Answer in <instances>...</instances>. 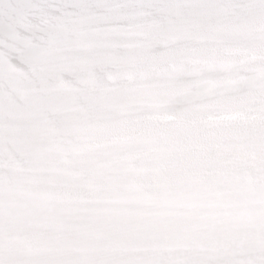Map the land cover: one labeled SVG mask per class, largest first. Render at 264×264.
<instances>
[{
  "label": "snow or ice",
  "instance_id": "snow-or-ice-1",
  "mask_svg": "<svg viewBox=\"0 0 264 264\" xmlns=\"http://www.w3.org/2000/svg\"><path fill=\"white\" fill-rule=\"evenodd\" d=\"M0 264H264V0H0Z\"/></svg>",
  "mask_w": 264,
  "mask_h": 264
}]
</instances>
